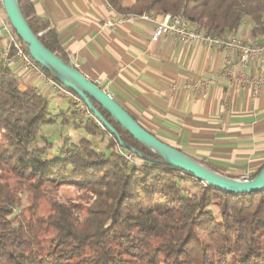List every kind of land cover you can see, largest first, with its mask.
Wrapping results in <instances>:
<instances>
[{
  "label": "trees",
  "instance_id": "trees-1",
  "mask_svg": "<svg viewBox=\"0 0 264 264\" xmlns=\"http://www.w3.org/2000/svg\"><path fill=\"white\" fill-rule=\"evenodd\" d=\"M108 2L121 14H181L216 36H232L248 18L252 37H264V0H138L130 8ZM19 4L42 44L70 65L49 22L29 0ZM93 105L128 148L86 107L82 119L73 109L60 116L89 138L49 157L52 146L38 139L55 123L48 99L0 62V264H264V190L206 187ZM97 136L108 138L109 155L95 147ZM130 153L137 165L124 156ZM64 187L76 199L54 196Z\"/></svg>",
  "mask_w": 264,
  "mask_h": 264
},
{
  "label": "crops",
  "instance_id": "crops-1",
  "mask_svg": "<svg viewBox=\"0 0 264 264\" xmlns=\"http://www.w3.org/2000/svg\"><path fill=\"white\" fill-rule=\"evenodd\" d=\"M29 1L57 32L70 63L108 85L109 95L155 137L229 178L254 177L264 168V87L256 92L238 74L224 78L226 51L174 35L151 43L156 24L140 20L109 28L105 22L121 13L108 0ZM155 18L160 23L164 16ZM249 21L232 36L257 40ZM10 69L24 87L46 98L60 95L46 73L26 71L18 61ZM255 76V68L245 71L248 82Z\"/></svg>",
  "mask_w": 264,
  "mask_h": 264
},
{
  "label": "water",
  "instance_id": "water-1",
  "mask_svg": "<svg viewBox=\"0 0 264 264\" xmlns=\"http://www.w3.org/2000/svg\"><path fill=\"white\" fill-rule=\"evenodd\" d=\"M4 11L13 29L24 42L33 60L46 69L53 79L70 89L88 108L90 113L111 132L121 148H128L116 130L95 108L93 102L104 109L135 140L154 151L169 166L193 175L214 188L233 194H252L264 190V168L259 175L248 182L223 176L208 166L196 161L184 152L164 143L146 131L112 96L102 91L80 71L65 63L58 55L49 51L35 35L25 19L19 0H2Z\"/></svg>",
  "mask_w": 264,
  "mask_h": 264
},
{
  "label": "built area",
  "instance_id": "built-area-1",
  "mask_svg": "<svg viewBox=\"0 0 264 264\" xmlns=\"http://www.w3.org/2000/svg\"><path fill=\"white\" fill-rule=\"evenodd\" d=\"M0 6H3L2 0H0ZM156 15L158 14L155 12H144L140 15L120 14L115 19L107 20L105 26L116 28L126 23L135 22L136 20L155 23L156 28L151 37V43H158L164 37L174 35L182 43L187 45L201 43L216 51L224 50L228 53V58L222 73L224 78H231L234 77L235 74H238L239 80L246 86L252 84L256 92L264 87V38L261 40L248 41L237 36H216L207 32L205 28L192 24L181 14H162L164 19L160 23L156 22ZM235 58L236 61H234ZM14 61H18L21 68L26 71H30L39 76L45 74V71L33 60L30 54H28L25 44L13 29L6 15L3 14L0 9V62L6 67H10ZM70 65L78 71L81 69L80 64L76 61L72 62ZM250 67L256 69V76L254 80L248 82L245 78V71ZM50 82L60 95L71 98L78 108V111L84 112L86 106L76 94L67 87L56 82L51 75ZM96 85L102 91L109 94L108 85ZM88 116L94 117L90 111L88 112ZM95 120L98 126L105 128L98 119L95 118ZM124 156L133 164H138L135 154H124ZM252 179L253 177L251 176H243L239 180L248 182ZM206 187H208L207 184Z\"/></svg>",
  "mask_w": 264,
  "mask_h": 264
},
{
  "label": "rangeland",
  "instance_id": "rangeland-1",
  "mask_svg": "<svg viewBox=\"0 0 264 264\" xmlns=\"http://www.w3.org/2000/svg\"><path fill=\"white\" fill-rule=\"evenodd\" d=\"M0 9L2 10V13L6 15L4 11V7L0 6ZM249 22L247 23L248 25H249ZM248 29L249 28L247 27V30ZM257 40H261V39H257ZM22 86L24 87L23 84ZM47 99L49 101V112L52 116L55 117V123L44 125L41 128V131L38 135V139L40 140L39 145H43L44 142L49 143L52 146V148L48 151V156L49 157H61V155L65 154L66 147L69 146L68 144H77L81 139L89 138V135L87 131L82 127H75L73 123L71 124L63 123V118L60 116V114L62 112H68L70 109L77 111L79 113L78 117L84 113L82 111H78V108L76 107L74 102L71 100V98H67L62 95L56 94L54 98L48 97ZM93 141L95 143V147L102 154H104L105 152L108 155L110 154L111 150L108 148V138L107 137L97 136L93 139ZM54 196L58 199L65 201L66 199H76V197L78 196V193L72 188L64 187L59 191V193L54 194ZM214 210L216 211L215 208ZM18 212H20V210L15 211V213H18ZM41 213L44 215L49 213L48 202H45L42 205Z\"/></svg>",
  "mask_w": 264,
  "mask_h": 264
}]
</instances>
